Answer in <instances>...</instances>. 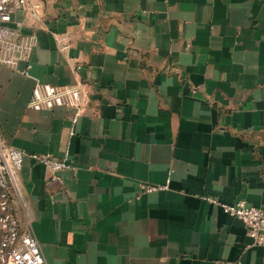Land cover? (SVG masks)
<instances>
[{"label": "crops", "instance_id": "0c3cea01", "mask_svg": "<svg viewBox=\"0 0 264 264\" xmlns=\"http://www.w3.org/2000/svg\"><path fill=\"white\" fill-rule=\"evenodd\" d=\"M8 25L32 47L0 62V135L74 163L16 174L46 264H264L205 198L264 206V0H31ZM36 80L80 85L73 132L74 108L28 107Z\"/></svg>", "mask_w": 264, "mask_h": 264}, {"label": "built area", "instance_id": "2783aa9c", "mask_svg": "<svg viewBox=\"0 0 264 264\" xmlns=\"http://www.w3.org/2000/svg\"><path fill=\"white\" fill-rule=\"evenodd\" d=\"M31 0H0V62L15 65L19 59L28 60L32 43L13 38V30L8 25L11 12L24 2ZM30 67L22 71L30 76ZM82 104V90L79 84L56 85L36 80L28 101V107L36 110H49L56 106L75 109L71 118L76 123ZM26 156L43 163L50 171V178L59 180L57 172L74 168V163L66 151L61 157L51 154H38L7 145L0 135V264H46L37 239L20 227L19 220L12 208V197L18 190L16 174L21 169ZM147 192L161 188V185L140 184ZM218 204L230 216L241 220L247 229L251 244L264 248V206H254L244 200L222 202L212 196H205ZM228 264H244L237 259Z\"/></svg>", "mask_w": 264, "mask_h": 264}]
</instances>
